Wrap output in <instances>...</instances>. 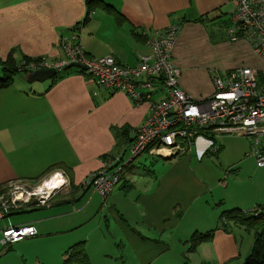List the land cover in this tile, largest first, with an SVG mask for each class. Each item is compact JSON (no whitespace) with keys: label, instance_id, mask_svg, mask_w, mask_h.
Returning a JSON list of instances; mask_svg holds the SVG:
<instances>
[{"label":"crops","instance_id":"0c3cea01","mask_svg":"<svg viewBox=\"0 0 264 264\" xmlns=\"http://www.w3.org/2000/svg\"><path fill=\"white\" fill-rule=\"evenodd\" d=\"M88 1L0 0V63L61 59L60 40L86 20ZM97 1L81 26L86 54L113 56L135 68L139 56L150 54L153 35L180 26L173 61L182 71L180 88L195 100L215 94L213 62L229 50L249 62L220 72L264 67L249 43L227 41L232 0ZM141 91L153 100L165 97L159 82ZM150 107L97 86L78 69L33 84L18 74L11 87L0 89V193L48 181L51 174L65 182V191L45 206H37L47 197L39 186L32 203L0 222V264H63L67 251L82 242L90 264H246L253 234L241 227L227 231L220 222L226 212L264 207V169L246 137L220 136L216 149L199 139L190 154L154 157L165 162L158 172L143 164V171L128 167L107 199L84 185L108 157L127 158ZM26 225L37 237L6 251L3 231ZM211 234L193 247L195 237Z\"/></svg>","mask_w":264,"mask_h":264},{"label":"built area","instance_id":"2783aa9c","mask_svg":"<svg viewBox=\"0 0 264 264\" xmlns=\"http://www.w3.org/2000/svg\"><path fill=\"white\" fill-rule=\"evenodd\" d=\"M234 10L228 28L233 43H249L264 64V0H232ZM79 26L59 43L61 59L35 60L20 63L24 74L40 70H55L63 74L71 64H79L97 86L110 92H124L136 103L150 102V113L133 140L129 158L110 156L103 167L85 181L95 193L107 199L121 185L125 170L144 155L163 159L190 154L199 139H206L216 149L215 140L223 135L246 137L251 143V155L264 169V67L236 68L228 72L212 71L216 92L208 99L195 100L181 88L182 71L174 64L173 51L180 26L157 32L149 41L150 54L139 56L135 68L123 67L113 56L89 57L83 46ZM79 70V69H78ZM159 82L165 97L153 100L142 89H151ZM55 176H60L56 174ZM53 178V177H51ZM16 188L7 198L0 197V222L13 212L22 211L36 196ZM61 190H56L37 206H45ZM30 194V200H18L16 193ZM249 216L264 214V207L254 206L244 212ZM33 225L9 226L3 231L1 244L8 251L13 245L37 237Z\"/></svg>","mask_w":264,"mask_h":264},{"label":"trees","instance_id":"16d2710c","mask_svg":"<svg viewBox=\"0 0 264 264\" xmlns=\"http://www.w3.org/2000/svg\"><path fill=\"white\" fill-rule=\"evenodd\" d=\"M98 2L100 1L97 0L88 1V7H89L88 16L86 20L81 24L82 27H84V25L88 22L89 18L91 17V14L95 10L94 6L97 5ZM104 7L106 9H110L109 6L104 5ZM79 26L80 25H78L77 28ZM77 28H75L74 31H76ZM0 64L2 65V72H4V79H0V89H7L11 87L14 82L13 77L17 76L18 74H24L19 72V69H17L19 64H15L14 61L10 60L5 64L4 63L3 64L0 63ZM72 70L74 69L71 70L67 69L63 74L58 75L56 79L64 76L66 73ZM78 71L81 73H85L81 70ZM24 75H28V74H24ZM168 160H171V158L165 159V161ZM245 211L234 210V211L226 212L222 216L220 222L223 228L227 229V231H231L232 227H241L251 232L255 238V246L253 249V253L250 256V258L247 260L246 264H264V214H260L259 216H249L244 213ZM17 212H21V211H17ZM210 239H212V234L209 236L195 237L192 240L193 247H197L199 244H202L203 242L208 241ZM63 264H90L85 243L83 242L79 243L73 246L71 249H69L66 253V257Z\"/></svg>","mask_w":264,"mask_h":264},{"label":"rangeland","instance_id":"374dc122","mask_svg":"<svg viewBox=\"0 0 264 264\" xmlns=\"http://www.w3.org/2000/svg\"><path fill=\"white\" fill-rule=\"evenodd\" d=\"M227 41L231 42L230 38H227ZM240 54L241 53H236L233 50H229L227 53H225V55H223L221 58H218L215 62H213L214 67H213L212 71L213 70L214 71L215 70L220 71V69L223 71V70H226L228 68H231L233 65L236 67L237 66H244L246 63L249 62V60L247 57H244ZM215 57H217V56H214L213 58H215ZM261 66H263V63L260 60L259 67H261ZM2 73H3V77H1V79H4V72H2ZM13 79L15 81L16 76H14ZM127 158H129V155H127ZM141 164L146 165V167H149L151 170H154L155 172H158L161 169V167L165 164V162L162 160L156 159L154 157H151L149 155H144V156H142V158L135 161V163L133 165L134 167H132L131 170H135V168L136 169L140 168V170L143 171L144 169L142 168ZM209 168L212 172L213 178L216 179L215 170L213 168V165L210 164ZM51 177H55V175L54 174L49 175L48 179H51ZM45 181L46 180H42L39 182L22 184V185H18V186L23 187V192L29 191V192H35L36 193V190L38 189V187L41 186V184H43ZM62 190L65 191L64 189H62ZM62 190L60 191V193L62 192ZM10 191L14 193L16 191V188L15 187L13 189L6 188L0 194H2L4 196V198H7L10 195ZM27 196H30V194L26 195L25 197H27ZM28 203L29 204L32 203V200H31V202H28ZM26 205H28V204H26Z\"/></svg>","mask_w":264,"mask_h":264},{"label":"water","instance_id":"95a60500","mask_svg":"<svg viewBox=\"0 0 264 264\" xmlns=\"http://www.w3.org/2000/svg\"><path fill=\"white\" fill-rule=\"evenodd\" d=\"M69 69H79L83 72H87V69L84 66H81L79 64H71L69 66ZM57 72L53 69L51 70H40V71H34L28 74V81L29 83H44L47 81H51L56 79Z\"/></svg>","mask_w":264,"mask_h":264},{"label":"bare ground","instance_id":"6f19581e","mask_svg":"<svg viewBox=\"0 0 264 264\" xmlns=\"http://www.w3.org/2000/svg\"><path fill=\"white\" fill-rule=\"evenodd\" d=\"M64 185V180L60 176H56L41 184L40 188L38 189V193L47 196V194L50 195L52 192L62 189ZM25 196L26 195L23 192L16 193V197L20 200L26 199Z\"/></svg>","mask_w":264,"mask_h":264}]
</instances>
